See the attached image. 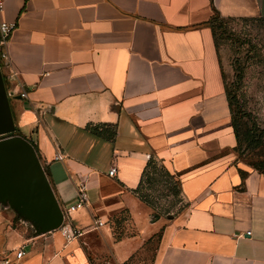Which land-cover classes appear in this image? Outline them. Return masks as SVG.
<instances>
[{"label": "crops", "instance_id": "obj_1", "mask_svg": "<svg viewBox=\"0 0 264 264\" xmlns=\"http://www.w3.org/2000/svg\"><path fill=\"white\" fill-rule=\"evenodd\" d=\"M0 2V23L16 24L7 50L28 92L10 101L15 135L36 148L63 212L81 186L88 195L58 228L17 221L0 205V257L23 249L19 264H264V175L236 151L211 26L214 16L264 19V0ZM151 158L180 182L173 216H155L136 193ZM73 230L82 236L67 240Z\"/></svg>", "mask_w": 264, "mask_h": 264}, {"label": "rangeland", "instance_id": "obj_2", "mask_svg": "<svg viewBox=\"0 0 264 264\" xmlns=\"http://www.w3.org/2000/svg\"><path fill=\"white\" fill-rule=\"evenodd\" d=\"M215 39L224 68L226 89L236 97L235 112L249 126H256L262 134L263 145L254 151L242 154L241 161L253 165L264 160V19H223L211 20ZM144 194L154 205L155 216L168 217L177 214L183 207L177 198L169 195L164 186H145ZM15 214L20 203L10 202ZM32 213L27 214L26 221L31 220ZM17 221L21 219L16 215ZM18 224V222H17ZM118 233L121 228L114 226ZM154 241L148 247L153 249Z\"/></svg>", "mask_w": 264, "mask_h": 264}, {"label": "water", "instance_id": "obj_3", "mask_svg": "<svg viewBox=\"0 0 264 264\" xmlns=\"http://www.w3.org/2000/svg\"><path fill=\"white\" fill-rule=\"evenodd\" d=\"M5 92L0 69V205L9 208L11 201L20 203L16 213L24 222L27 214L32 213L27 223L33 225L46 219L52 228H58L63 211L35 147L26 138L15 135L11 104Z\"/></svg>", "mask_w": 264, "mask_h": 264}, {"label": "trees", "instance_id": "obj_4", "mask_svg": "<svg viewBox=\"0 0 264 264\" xmlns=\"http://www.w3.org/2000/svg\"><path fill=\"white\" fill-rule=\"evenodd\" d=\"M226 93L229 99L232 113L231 125L234 129L238 143L236 151L241 157L243 153L247 151L249 152L257 150L263 145L261 136L262 134H256V131H259L256 126L251 127L248 125V123L243 122V118L239 116L234 110V104L237 101L236 97L232 96L227 89ZM95 133L99 137H105L103 132L96 130ZM110 136H112V134ZM252 166L259 173L264 175V160L253 164ZM158 184L164 186L165 189L168 190L169 195H172L173 197L177 198V200L179 199L178 202L182 203L180 182L177 180V177L171 174L167 169H165L164 166L161 165L157 160L151 158L146 169L143 172L142 179L138 189L136 190V193L139 195V197H141L144 202H146L152 208H154V205L149 201V195L144 194L145 186L149 185L150 187H154Z\"/></svg>", "mask_w": 264, "mask_h": 264}, {"label": "built area", "instance_id": "obj_5", "mask_svg": "<svg viewBox=\"0 0 264 264\" xmlns=\"http://www.w3.org/2000/svg\"><path fill=\"white\" fill-rule=\"evenodd\" d=\"M3 3L0 2V11H2ZM16 24L1 22L0 23V69L4 79L6 94L8 99L11 101L14 98L26 99L28 97V92L24 89L21 83L19 74L11 66L9 53L7 50V44L12 32L15 30ZM63 158L58 153L55 156V161H61ZM111 175H115L117 169L115 167L110 170ZM88 207V195L85 187L81 186L77 193V203L66 210H64V216L68 217L72 212L77 211L81 208ZM96 228L103 225L101 220L95 222ZM83 232L78 230H73L66 235L67 240L74 239L76 237L82 236ZM248 234L250 232L248 231ZM25 253L23 249L14 250L9 254H4L0 257V264H19Z\"/></svg>", "mask_w": 264, "mask_h": 264}]
</instances>
